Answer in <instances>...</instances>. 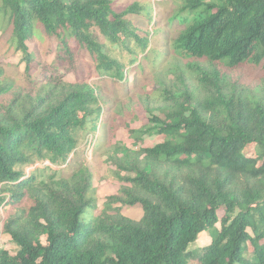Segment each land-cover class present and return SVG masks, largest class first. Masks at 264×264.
<instances>
[{
  "label": "trees",
  "instance_id": "obj_1",
  "mask_svg": "<svg viewBox=\"0 0 264 264\" xmlns=\"http://www.w3.org/2000/svg\"><path fill=\"white\" fill-rule=\"evenodd\" d=\"M183 11L172 47L184 60L214 67L191 65L205 97L193 99L186 86L164 119L151 113L146 126L126 127L136 144L147 136L161 142L117 158L114 174L124 186L90 221L97 198L86 166L38 183L25 169L66 164L79 132L96 128L100 100L86 73L126 80L100 38L142 42L128 19L138 4L117 12L112 0H0V23L25 75L45 66L28 46L39 27L60 46L47 90L40 86L37 96H10L0 68V209L15 212L5 224L15 251L0 249V264H264V82L257 95L227 87L229 72L264 62V0H185ZM81 50L94 67L77 64ZM60 69L79 83H63ZM126 207H141L143 217L129 220ZM203 233L210 244L193 250Z\"/></svg>",
  "mask_w": 264,
  "mask_h": 264
},
{
  "label": "rangeland",
  "instance_id": "obj_2",
  "mask_svg": "<svg viewBox=\"0 0 264 264\" xmlns=\"http://www.w3.org/2000/svg\"><path fill=\"white\" fill-rule=\"evenodd\" d=\"M112 1L117 12L135 4H138L140 11L138 15L130 16L128 19L142 42L131 38L128 44L112 45L106 39L100 38L107 53L124 66L126 80L117 81L108 76L97 77L95 69L91 73H86L84 82L95 88L100 100L101 114L96 121V128L92 129L89 126L79 132V143L66 164L55 166L49 162H38L25 169L26 175H35L38 183L48 181L53 174L69 177L80 166H86L94 176L93 187L97 198L96 209L90 210L87 214L90 221L102 213L107 199L117 195L124 186L114 174L117 170V160L124 152L153 148L161 142L160 137L147 136L141 140V144H136L126 127L140 129L146 126L149 122L148 115L151 113L164 119L172 103L178 96L185 94L186 86L193 99H203L206 92L199 83L200 76L191 65L196 62L207 70L214 68L204 61L184 60L172 47L184 29L182 19L185 16L183 11L185 0ZM94 33L99 36L96 29ZM28 46L32 53H36L37 61L45 64L32 77L25 75L22 55L11 43V32L6 21L0 23V68L4 71V84L13 85L10 96L16 97L19 94L37 96L41 87L47 90L48 82L56 69L55 61L60 46L55 37L48 36L44 29L39 27L35 38ZM76 46L75 42H71V48ZM86 63L93 67L95 64L91 55L81 50L77 64L86 67ZM216 68L220 72L228 73L223 67ZM57 75L63 83H79L75 74L68 70L60 69ZM263 82L264 62L260 65L248 63L236 71L229 72L227 87L250 89L257 95L258 87ZM113 128H116L114 135L111 132ZM27 200L28 198H25L21 203L23 204L20 206L21 209L26 207ZM13 213L14 208L10 206L0 209V249L11 252L15 251V245L5 233V224ZM121 213L133 222H138L143 217L141 207H126ZM210 242L209 233H203L192 249H201ZM42 243L46 244L45 238H42Z\"/></svg>",
  "mask_w": 264,
  "mask_h": 264
}]
</instances>
